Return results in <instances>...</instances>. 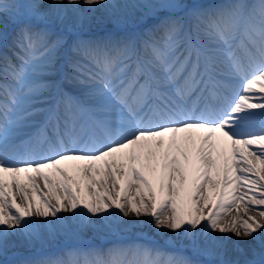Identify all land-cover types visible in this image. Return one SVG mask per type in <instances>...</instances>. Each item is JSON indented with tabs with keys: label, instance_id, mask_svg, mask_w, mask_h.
I'll return each instance as SVG.
<instances>
[{
	"label": "snow or ice",
	"instance_id": "obj_1",
	"mask_svg": "<svg viewBox=\"0 0 264 264\" xmlns=\"http://www.w3.org/2000/svg\"><path fill=\"white\" fill-rule=\"evenodd\" d=\"M0 264H264V0H0Z\"/></svg>",
	"mask_w": 264,
	"mask_h": 264
},
{
	"label": "bare ground",
	"instance_id": "obj_2",
	"mask_svg": "<svg viewBox=\"0 0 264 264\" xmlns=\"http://www.w3.org/2000/svg\"><path fill=\"white\" fill-rule=\"evenodd\" d=\"M99 15V14H98ZM152 22L149 21L148 24H151ZM113 28H117L119 29V26L111 23V22H105L103 24L97 25L95 26L91 32L89 33H103L105 31H111ZM88 33H85V35ZM250 102H257L256 98H253ZM119 190V186L118 189ZM45 194H46V190H42ZM83 195H87V193H82ZM121 195H123V193L121 192ZM132 196L135 197V192H132ZM236 210L233 209V212H230L228 215L231 216ZM241 214H242V210H241ZM63 215L65 216H70L69 213H63ZM95 219V218H93ZM125 221H129V222H135L137 220V218L135 216H131L128 218H124ZM151 217L146 216L143 214V210H142V214L139 217V223L136 224L135 227H128L126 229L123 230H119L116 231L114 233H109L106 235H95L93 233V231L91 230H87L85 231L81 238L79 240H75V239H64L61 238L58 247H63V245L67 244V245H75L77 243H83L86 245H96V246H103V244L107 243L111 238H122V237H130V239L126 240V242L132 244L133 242H135V239H141V240H150L149 243H151V247H154V245H157V243L159 241L161 242H165L167 243L168 246H172L178 250H182L183 251V256H187L189 254H193V251L191 250V248L189 247V241L184 239L183 236H177L175 233H173L170 230L167 229H158L157 227H155L151 222ZM212 235H216L219 236V233H212ZM232 239H235L234 237H232ZM116 240H111V244L112 245H116L115 244ZM104 248H106V246H103ZM22 250H26V249H22ZM56 250L55 248L50 247L48 249V251H54ZM167 250V249H166ZM27 251V250H26ZM28 252V251H27ZM197 256V255H195ZM198 258L204 259L201 256H197Z\"/></svg>",
	"mask_w": 264,
	"mask_h": 264
},
{
	"label": "rangeland",
	"instance_id": "obj_3",
	"mask_svg": "<svg viewBox=\"0 0 264 264\" xmlns=\"http://www.w3.org/2000/svg\"><path fill=\"white\" fill-rule=\"evenodd\" d=\"M174 255L179 256V253L177 252V253H175ZM192 260H193V259H192Z\"/></svg>",
	"mask_w": 264,
	"mask_h": 264
}]
</instances>
